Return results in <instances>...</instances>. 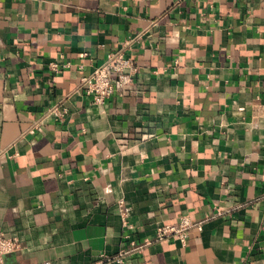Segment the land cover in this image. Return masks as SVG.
<instances>
[{
    "label": "crops",
    "instance_id": "0c3cea01",
    "mask_svg": "<svg viewBox=\"0 0 264 264\" xmlns=\"http://www.w3.org/2000/svg\"><path fill=\"white\" fill-rule=\"evenodd\" d=\"M0 230L5 264H264V0H0Z\"/></svg>",
    "mask_w": 264,
    "mask_h": 264
},
{
    "label": "built area",
    "instance_id": "2783aa9c",
    "mask_svg": "<svg viewBox=\"0 0 264 264\" xmlns=\"http://www.w3.org/2000/svg\"><path fill=\"white\" fill-rule=\"evenodd\" d=\"M52 65L55 69L57 68L55 63ZM138 71L139 67L135 60L125 56L122 52L112 53L109 55V60L106 63L97 67L92 74L82 78V86L94 104L104 106L116 92L117 80L122 84L121 80L130 79ZM120 205H123V203L121 202ZM206 219L194 220L189 215H182L176 223H167L158 226L154 240L178 239L185 244L191 230L194 228L202 230ZM151 243L152 240H146L141 245H136L134 242H131L130 247H123L113 259L118 262H124L128 255L133 252H141L145 245ZM18 248L19 242L17 238L9 237L0 230V264H5V255L16 251ZM107 259L102 258L96 264H103ZM40 264L52 263L43 262Z\"/></svg>",
    "mask_w": 264,
    "mask_h": 264
}]
</instances>
